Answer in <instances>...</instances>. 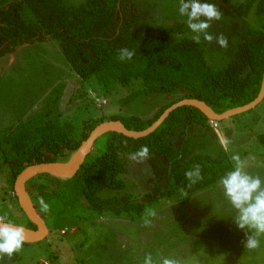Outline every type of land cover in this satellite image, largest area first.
<instances>
[{
  "label": "rangeland",
  "instance_id": "1",
  "mask_svg": "<svg viewBox=\"0 0 264 264\" xmlns=\"http://www.w3.org/2000/svg\"><path fill=\"white\" fill-rule=\"evenodd\" d=\"M12 1L0 0V9ZM87 1L60 0V3L72 16L80 14ZM138 1L150 12L145 22L154 35H166L172 43L193 40L199 35L197 46L217 74L224 73L229 67L251 32L264 27V16L257 15L256 7L246 18L237 12L245 0H204L201 2L215 4L221 12L220 20L210 22L207 31L213 35V40L208 42L203 33L191 32L187 17L179 15V0ZM22 19L27 25L39 26L27 5L22 11ZM221 34L228 40L226 48L217 43L216 37ZM140 89V83L136 82L129 88H118L108 94L94 77L81 79L65 59L60 42L50 37L44 42L19 46L2 56L0 216L5 217V222L25 226L28 220L14 195L16 177L11 170V160L15 155L4 141L8 133L22 123L39 118L47 99L57 91L61 92L60 121L74 123L78 132L88 119L151 118L177 97L151 95L119 106V100ZM261 135H264V101L256 109L223 122L210 120L207 126L184 125L169 141L176 149L187 141L189 158L195 155L216 157L223 136L229 141L230 158L239 154L245 164L244 171L259 176L264 188V146L258 141ZM98 154L97 144L93 155ZM124 159L127 171L122 179L126 188L120 192H106L102 198H128L133 203H143L141 214L124 211L116 215L91 209L76 177L62 179L47 175L54 184L61 183L59 186L53 184L50 190L52 199L47 203V212L39 204L49 235L42 241L23 245L11 258L5 256L0 260V264H144L148 256L152 264H163L164 259L174 260L176 264H264V235L258 237L259 248L247 250L244 247L247 236H252L255 230L238 228L235 222L237 210L225 196L220 182L182 199L150 202L147 196L158 179L150 162L146 158L134 160L126 156Z\"/></svg>",
  "mask_w": 264,
  "mask_h": 264
},
{
  "label": "trees",
  "instance_id": "2",
  "mask_svg": "<svg viewBox=\"0 0 264 264\" xmlns=\"http://www.w3.org/2000/svg\"><path fill=\"white\" fill-rule=\"evenodd\" d=\"M25 5L35 15L39 26L24 22ZM255 7L257 15L264 16V0H245L237 12L246 18ZM149 15V10L138 0H88L81 13L72 16L60 0H13L0 9V58L19 46L44 42L50 37L60 42L62 53L74 73L83 80L94 77L106 93L139 82L141 89L119 100V106L151 95L177 96L148 119L111 117L110 121H121L128 130L136 132L151 127L166 109L183 99L203 101L215 113L223 114L258 97L264 76V27L252 31L229 67L224 73L217 74L193 40L172 43L166 35H154L145 22ZM124 48L134 53L130 60L119 59L120 50ZM60 102L61 92L57 91L47 99L39 118L22 123L4 138L15 155L11 170L16 178L30 165L64 162L81 148L99 124L105 122L88 119L78 132L74 123L60 121ZM209 123V118L197 108L181 107L148 137L135 140L116 132L105 134L96 142L92 154L75 176L85 201L99 212L141 214L143 203L136 204L128 198L104 199L102 194L126 188L122 179L127 171L124 158L131 157L142 146L148 147L146 159L158 177L152 193L147 196L150 202L182 199L217 184L235 169L224 148H220L216 157L195 155L189 158L187 141L177 149L169 141L184 125L207 126ZM258 141L264 146V135L259 136ZM97 144L99 154L94 156ZM197 164L203 179L192 184L186 179L185 172L194 170ZM53 184L47 175H38L26 184L43 219L39 200L42 197L46 203L51 201L50 190L61 183ZM25 226L36 230L29 220Z\"/></svg>",
  "mask_w": 264,
  "mask_h": 264
},
{
  "label": "clouds",
  "instance_id": "3",
  "mask_svg": "<svg viewBox=\"0 0 264 264\" xmlns=\"http://www.w3.org/2000/svg\"><path fill=\"white\" fill-rule=\"evenodd\" d=\"M178 12L180 16L187 17L186 23L191 32L203 33L205 41L211 42L213 40V35L207 31L211 27L210 22L221 19V12L215 4L201 2V0H188V2L179 0ZM201 17L206 19L201 20ZM194 20L199 22L194 23ZM193 40L200 43V36L195 35ZM216 40L221 47L226 48L228 46V40L223 34L216 37ZM133 55L132 51L124 48L120 50L119 59L130 60ZM218 135L220 134L218 133ZM220 143L222 148L227 151L229 141L221 136ZM148 153V147L142 146L137 153L131 156V159L147 158ZM231 159L235 162V169L222 177L220 184L223 186L225 196L237 210L235 222L238 228L247 227L250 230H255L252 236H247V242L244 245L247 250H254L260 247L258 237L264 235V188L261 187L262 180L259 176L254 177L244 171L245 164L239 154H233ZM185 177L192 184L203 179L200 165H194V170L186 171ZM39 203L43 211L49 210V205L42 197ZM26 239V232L23 228L5 222V217L0 216V260H3L5 256L11 258L14 253H18ZM144 264H152L150 256L145 258ZM163 264H176V261L164 259Z\"/></svg>",
  "mask_w": 264,
  "mask_h": 264
},
{
  "label": "water",
  "instance_id": "4",
  "mask_svg": "<svg viewBox=\"0 0 264 264\" xmlns=\"http://www.w3.org/2000/svg\"><path fill=\"white\" fill-rule=\"evenodd\" d=\"M264 100V76L261 91L258 97L251 103L229 110L223 114L215 113L205 102L193 99H183L171 107L166 109L160 118L152 124L151 127L144 131L136 132L126 128L121 121H105L99 124L90 134L89 138L82 144L81 148L73 153L66 162H47L41 164H33L23 170L16 178L14 183V195L17 198L18 205L28 220L36 226V230L27 228L26 226L15 225L25 230L26 236L31 240L25 244L39 242L47 238L49 228L46 221L40 216L36 210L34 203L29 195L26 184L29 180L38 175H51L62 179L74 178L86 159L92 154L96 142L105 134L116 132L131 139H142L154 133L169 117V115L181 107H195L204 113L209 120L215 122H223L225 120L242 115L257 108Z\"/></svg>",
  "mask_w": 264,
  "mask_h": 264
},
{
  "label": "bare ground",
  "instance_id": "5",
  "mask_svg": "<svg viewBox=\"0 0 264 264\" xmlns=\"http://www.w3.org/2000/svg\"><path fill=\"white\" fill-rule=\"evenodd\" d=\"M31 239L29 237H27L26 241H30Z\"/></svg>",
  "mask_w": 264,
  "mask_h": 264
}]
</instances>
